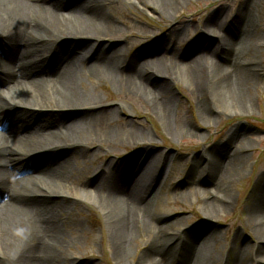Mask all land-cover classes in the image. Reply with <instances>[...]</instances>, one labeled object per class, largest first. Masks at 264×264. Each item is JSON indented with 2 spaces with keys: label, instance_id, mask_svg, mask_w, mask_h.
<instances>
[{
  "label": "bare ground",
  "instance_id": "bare-ground-1",
  "mask_svg": "<svg viewBox=\"0 0 264 264\" xmlns=\"http://www.w3.org/2000/svg\"><path fill=\"white\" fill-rule=\"evenodd\" d=\"M128 1L148 4L161 15L181 6L180 0ZM68 2L0 0V264H71L76 246L70 232L84 229L67 207L72 175L56 169L57 162L64 166L67 155L93 143L146 141V135L134 127L109 128L115 121L111 112L93 115L100 97L85 83L86 78L106 76L116 87L151 104L170 124L174 102L167 97L166 82L150 81L155 76L171 80L167 64L173 61L160 58L166 52L156 48L127 63L110 39L120 32L109 13L114 4L70 0L69 7ZM252 3L245 0L232 22L208 19L204 29L218 38L217 47L198 56L193 51L189 62L177 64L198 97L207 93L205 72L215 69L211 82L217 91L226 93L236 108L250 106L245 101L257 80V68L244 59L256 21L249 11ZM233 23L238 41L229 35L233 29L227 28ZM70 116L75 117L71 122ZM234 142L231 137L227 144ZM237 144L225 168L208 155L203 168L193 163L196 178L208 176L210 191L196 190L205 196L202 210L210 220L231 206L224 190L234 182L235 168L243 160L239 152L245 150ZM149 157H144L148 163ZM115 166L100 169L74 195L82 193L107 205L103 211L116 264H264V181L246 218L255 239L225 253L210 230L197 241V236L176 230L177 223L169 217L156 222L149 195L159 181L156 167L117 170ZM25 170L31 174L19 178ZM241 235L236 233L235 241Z\"/></svg>",
  "mask_w": 264,
  "mask_h": 264
},
{
  "label": "rangeland",
  "instance_id": "rangeland-1",
  "mask_svg": "<svg viewBox=\"0 0 264 264\" xmlns=\"http://www.w3.org/2000/svg\"><path fill=\"white\" fill-rule=\"evenodd\" d=\"M110 1L114 4L109 10L112 23L120 30L110 39L115 47L122 50L127 63L140 53L152 52L160 47L166 52L160 58L173 61V64H167L171 80L155 76L150 81H165L167 97L174 103L168 125L151 104L131 95L125 88L116 87L106 76L85 79L89 88L100 97L93 115L111 112L115 121L109 128L134 127L146 135V141L107 146L93 143L86 149L67 155L64 166H59L57 162L56 169L61 173L70 171L72 175L73 182L72 178L69 182L73 185L70 188L71 197L66 198L67 207L72 215L78 217L84 229L70 232L69 238L76 246V250H72L75 257L71 264H116L109 240L110 229L103 211L105 203L82 193L81 196L74 195L75 189L95 178L100 169L114 165L117 170L156 167L159 181L149 193L153 198L151 202L156 222L162 217H169V221L177 223L176 230L197 236V241L210 230L218 237L219 247L225 253L235 245L252 243L255 235L246 225V218L264 181V0H251L253 3L249 10L256 21L249 38L251 46L246 50L244 60L253 61L254 69L257 68L254 72L257 80L251 84L252 90L245 101L250 106L246 109L236 108L226 93L217 91V87L212 85L215 69L205 72L203 80L207 82V93L200 98L185 71L177 66L182 60L189 62L193 51L198 56L201 51L206 53L208 49H215L218 38L206 33V21L214 18L232 22L245 0H180L181 6L175 12L164 15L138 1ZM68 5H72L70 0ZM227 28L233 29L229 30V35L238 41L240 35L235 29L236 24ZM174 29L177 30L175 34L172 32ZM225 33L228 35V30ZM85 57H90V53H85ZM72 117L75 119L70 116V122ZM2 130L1 127L0 132ZM231 137H234V144H227ZM235 144L242 145L245 150L239 152L243 160L235 168L234 182L224 190L231 199V206L210 220L202 210L205 196L196 190L199 187L210 191V186L207 188L208 176L196 178V172L192 171L193 163H199L203 168L204 155H208L225 168ZM145 156H150L149 163L144 160ZM30 174L26 171L19 178ZM238 232L242 235L239 241H235L234 236ZM137 245L142 250V244L137 242ZM139 254L132 259L133 263Z\"/></svg>",
  "mask_w": 264,
  "mask_h": 264
}]
</instances>
